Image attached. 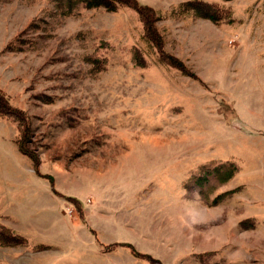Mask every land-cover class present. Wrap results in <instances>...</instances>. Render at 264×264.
<instances>
[{"label":"rangeland","instance_id":"374dc122","mask_svg":"<svg viewBox=\"0 0 264 264\" xmlns=\"http://www.w3.org/2000/svg\"><path fill=\"white\" fill-rule=\"evenodd\" d=\"M138 1L197 79L161 62L132 9L0 0V91L58 193L0 116V225L27 240L0 245V264H150L113 244L163 264H264V0H198L232 20L219 24L182 10L195 0Z\"/></svg>","mask_w":264,"mask_h":264},{"label":"trees","instance_id":"16d2710c","mask_svg":"<svg viewBox=\"0 0 264 264\" xmlns=\"http://www.w3.org/2000/svg\"><path fill=\"white\" fill-rule=\"evenodd\" d=\"M58 9L61 11L60 13L64 16H70L74 13V11L79 6H85L86 8H105L108 11L116 12L121 7H127L129 9L134 10L140 17L141 22L144 26V37L147 41H149L153 46L157 49L160 54V60L162 63L173 67L183 74L197 79V76L193 74L185 64L178 59L177 57L168 54L163 51V37L159 33L157 28V23L161 20V16L152 7H149L138 0H57ZM182 10L185 12L192 11L194 14L200 18L210 20L216 24H219L222 21H227L229 17H225V12L215 4H211L203 1H189L184 3L182 6ZM229 21H232L231 19ZM229 21H227L229 23ZM143 64V63H142ZM142 64L140 66H142ZM0 116L11 119L13 122L18 124V128L20 129V133L22 138H19L17 141V145L19 146L20 151L31 158L35 162V168L37 174H41L38 170L40 160L38 153L36 151H32L29 149V145L32 144L31 138V122L27 113L16 108L11 104L9 99L0 91ZM33 134V133H32ZM216 172L224 174L223 182L226 183L230 181V179L237 172L238 168L234 165H221L220 167L215 169ZM42 177L49 179L51 182L52 189L55 193L57 190L54 186V179L50 175H42ZM58 194V193H57ZM65 200L72 202L76 206H82L80 200L74 197H64ZM251 221V220H249ZM245 225L246 229H253L255 225H250L248 220L243 222V226ZM27 243V240L23 237V235L19 234L15 230L0 225V245L1 246H21ZM126 246L133 251V253L139 257L140 259L148 261L150 264H163L159 260L154 259L149 255H144L136 251L133 245L130 244H113L106 246V251L113 250L117 246Z\"/></svg>","mask_w":264,"mask_h":264},{"label":"crops","instance_id":"0c3cea01","mask_svg":"<svg viewBox=\"0 0 264 264\" xmlns=\"http://www.w3.org/2000/svg\"><path fill=\"white\" fill-rule=\"evenodd\" d=\"M7 142V141H6ZM8 143V142H7ZM12 143V142H11ZM4 144V143H3ZM8 145H9V143H8ZM15 145V144H14ZM13 145V143L11 144V145H9V146H14ZM62 195V194H61ZM64 196V195H63ZM67 197H73V196H67ZM75 198V197H74ZM78 200H81V199H78Z\"/></svg>","mask_w":264,"mask_h":264},{"label":"water","instance_id":"95a60500","mask_svg":"<svg viewBox=\"0 0 264 264\" xmlns=\"http://www.w3.org/2000/svg\"><path fill=\"white\" fill-rule=\"evenodd\" d=\"M225 1H227V2H231V1H233V0H225Z\"/></svg>","mask_w":264,"mask_h":264}]
</instances>
